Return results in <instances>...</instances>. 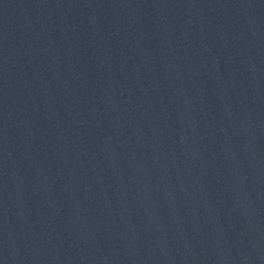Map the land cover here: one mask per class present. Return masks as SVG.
Instances as JSON below:
<instances>
[{"label":"water","instance_id":"95a60500","mask_svg":"<svg viewBox=\"0 0 264 264\" xmlns=\"http://www.w3.org/2000/svg\"><path fill=\"white\" fill-rule=\"evenodd\" d=\"M0 264H264V0H0Z\"/></svg>","mask_w":264,"mask_h":264}]
</instances>
